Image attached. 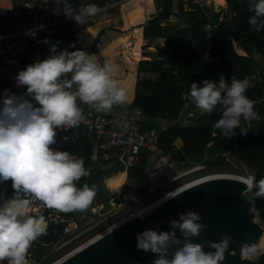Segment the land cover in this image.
I'll list each match as a JSON object with an SVG mask.
<instances>
[{
  "label": "clouds",
  "instance_id": "1",
  "mask_svg": "<svg viewBox=\"0 0 264 264\" xmlns=\"http://www.w3.org/2000/svg\"><path fill=\"white\" fill-rule=\"evenodd\" d=\"M248 8L254 13L249 19L252 30L261 32L264 0H248ZM62 10L80 25L102 11L95 4L82 6L75 15L70 4L63 5ZM51 52L49 58L19 72L16 86L25 89V95L5 91L0 99V183L11 181L13 189L10 198L0 197V262L7 264H28L26 257L32 243L47 233V220L34 214V202L62 213L83 212L96 195L95 185L77 187L76 182L90 175L84 160L52 147L57 142L58 129L76 128L85 120L78 101L103 114L128 102L127 88L115 78L119 65L113 60L100 63L96 55L82 50L58 53L55 46ZM251 87L247 78L233 75L229 82L222 74L218 82L204 81L203 87L192 83L188 96L200 116L219 110L220 118L213 124L212 134L219 130L231 138L236 129L247 134L241 127L242 119H261L255 102L246 95ZM242 183L248 192L256 189L254 197L264 199V178L256 181L246 177ZM176 196L173 192L168 198ZM201 221L195 211L179 214L178 220L170 222V232L146 230L138 234L137 248L156 254L153 264H223L233 238L225 235L219 242L194 243L206 229ZM206 245L213 251L206 252ZM261 253L264 236L258 243L240 247L242 258Z\"/></svg>",
  "mask_w": 264,
  "mask_h": 264
},
{
  "label": "trees",
  "instance_id": "2",
  "mask_svg": "<svg viewBox=\"0 0 264 264\" xmlns=\"http://www.w3.org/2000/svg\"><path fill=\"white\" fill-rule=\"evenodd\" d=\"M71 1L79 3L81 0ZM120 1L89 0L90 4L98 7L115 4L101 14L127 13L135 5L134 0ZM174 1L162 0L161 10L154 2H150L147 14L131 26H109L102 31L124 37L134 35L146 39H167L166 45L150 53L154 59L141 61L140 72L150 77L133 80L128 90L126 107L141 110L140 120L146 128L160 122L170 124L161 135L160 145L166 153H172L176 160L189 161V164L203 161L210 168L222 169L230 166V159H233L242 162L259 181L264 178V73H258L260 66L254 51L264 59V30H252L249 19L254 13L249 11L248 0H224V8L227 2L230 3L231 14L223 18L211 7L190 1L189 9H185V0H178V22L172 18ZM0 18L1 31H5L9 26L10 14L0 11ZM64 27L66 25L54 34L55 46L62 44V40L69 52L82 50L89 55L94 53V49L88 51L80 48L73 33ZM99 41L100 35L94 47L98 46ZM30 64L29 60L22 61L21 69L25 70ZM152 74L156 78L152 79ZM222 74L229 82L235 75L237 79H249L252 84L246 95L255 102V111L261 119L250 122L242 119L241 127L246 130V135L239 129L235 130L231 138L224 137L219 130L213 135V124L220 118L219 110L211 115L200 116L188 96L192 83L203 87L204 81L218 82ZM185 108L195 111L190 124L182 122ZM177 141L181 142L180 147H176ZM70 152L84 160L86 169L91 164L92 146L85 138L78 139ZM150 158V153L141 151L138 162L128 168V178L134 180V186L143 195L149 193L152 187ZM123 169L124 165L119 164L107 171ZM255 190L248 194L247 199L250 206L260 212L264 223V199L254 197ZM105 203L109 205L108 200ZM73 213H64L65 221L60 225H48L47 233L33 242L28 251L32 259H43L55 244L70 238V234L78 227V224L71 223ZM244 264H264V253L255 261L245 260Z\"/></svg>",
  "mask_w": 264,
  "mask_h": 264
},
{
  "label": "built area",
  "instance_id": "3",
  "mask_svg": "<svg viewBox=\"0 0 264 264\" xmlns=\"http://www.w3.org/2000/svg\"><path fill=\"white\" fill-rule=\"evenodd\" d=\"M65 4L71 5L72 14L75 15L81 11L82 6L89 5L90 2L89 0H81L79 3L71 0H0V11L10 14L9 26L5 31H1L0 18V99H3L5 91L10 95H25L22 88L16 86V79L22 71V61L29 60L34 64L53 55L51 48L55 41L53 36L55 29L69 22H75L63 12L62 6ZM114 5L100 7L102 11L97 15ZM147 77L150 76L144 72L138 75L139 80ZM151 78H156V75L152 74ZM78 104L83 109L85 120L76 128L58 129L57 142L52 146L54 149L71 153L70 150L76 141L85 138L91 144L93 153L110 156L115 161L122 162L126 168L134 166L138 162L141 151H146L151 154L150 193L157 189H169L164 196L179 188L181 185L175 184L181 179L208 169V165L203 161H193L190 164L189 161H178L172 153H166L163 150L160 139L170 127L168 122H160L146 128L140 120L142 112L138 108L132 113L119 110L103 114L97 113L79 101ZM185 110L184 119L195 117L194 110L187 108ZM254 178L256 180V177ZM249 193L251 192L245 191L244 196ZM33 209L34 214H40L46 218L48 225H60L65 221L64 213L46 209L39 202L33 203ZM151 211H147L144 215H149ZM252 211L260 216L258 210ZM130 214L123 219L124 222L129 220ZM86 232L87 230L81 231L73 237L58 242L53 246V251L63 250ZM26 259L30 264L31 254L28 253ZM0 264H7V261Z\"/></svg>",
  "mask_w": 264,
  "mask_h": 264
},
{
  "label": "water",
  "instance_id": "4",
  "mask_svg": "<svg viewBox=\"0 0 264 264\" xmlns=\"http://www.w3.org/2000/svg\"><path fill=\"white\" fill-rule=\"evenodd\" d=\"M243 191L247 190L242 181L229 175L195 185L167 200L159 212H152L143 220L124 222L60 264H153L156 254L138 250L137 235L146 230L170 232V222L188 211L198 212L206 225L194 243L219 242L223 236H231L234 243L223 264H244L245 259L235 253L244 243H253L262 227L251 221L250 203L241 195ZM177 237L180 238L178 230ZM204 250L213 251L207 245Z\"/></svg>",
  "mask_w": 264,
  "mask_h": 264
},
{
  "label": "rangeland",
  "instance_id": "5",
  "mask_svg": "<svg viewBox=\"0 0 264 264\" xmlns=\"http://www.w3.org/2000/svg\"><path fill=\"white\" fill-rule=\"evenodd\" d=\"M135 1V9H132L126 16L129 17L128 25L131 26L134 24L140 17L143 15L147 14V7L150 2H154L155 5L158 7L159 10L162 9V0H134ZM192 1L193 3L200 4L201 6L205 7H211L216 13H220L221 18H223L226 15L231 14V6L230 3L227 2V6L224 8V4L221 5V7H217L214 3V0H185L184 1V7L185 9H189V2ZM124 2V1H120ZM173 12L174 15L172 18L178 22L180 17V11L178 8V0L174 1V6H173ZM98 17V16H97ZM92 22V21H91ZM165 24V23H164ZM83 27H79V30L81 34L83 35L84 41L86 38L92 37L93 35V30H88V34L82 30ZM86 38H85V36ZM131 42L128 41H121L118 43L119 49L114 50L113 49V42L111 43H106L104 48L100 50L102 56L105 59H111L116 62L117 65L122 66L123 62L125 61V55L123 54L125 51L124 45L127 43H135V37L130 36L129 39ZM133 41V42H132ZM167 43L166 38H157V39H149L146 41V44L141 47V54H142V59L138 61L137 66L134 70H131L128 68L126 63H124V69L127 71V75L121 78H117L123 82V85L127 88V90L132 87L131 82H130V75L132 73H137L140 71V63L144 59L146 60V57H150V53H155L158 51L160 46H164ZM124 55V56H123ZM254 57L256 61L259 64L258 68V73L260 71L264 73V59L263 57L258 54L256 51H254ZM152 58V57H151ZM154 59V58H152ZM122 70V69H121ZM119 70V71H121ZM131 71V72H130ZM133 76L135 74H132ZM129 77V78H128ZM187 121V123H186ZM184 124H190L192 122V119H184L182 121ZM181 142L177 141L176 142V147H180ZM114 152V151H113ZM119 152V151H117ZM228 156V154H226ZM113 160V158H112ZM230 166H227L222 169H216V168H210L208 166V169L203 172H199L193 175H190L186 178L181 179L178 183L175 185H184V183H187L188 181L194 180L195 178L202 176L204 174H209V173H218V172H226V173H234V174H240L244 176H253V173L248 170V168L241 162L235 161L233 159H230ZM120 163L119 161H113V166L117 167ZM108 167H111V163L106 164L104 166L105 169ZM180 170V168H178ZM118 176L119 180H123L122 184L120 186H116L115 180H113V185H105L102 187V191L99 192L98 195H95L93 199V207L88 208L86 211L80 212L76 218L73 220L78 224L77 229L70 234V237L75 236L76 234H79L81 231L86 230L88 228H92L90 231L84 233L82 236L78 237L65 247L63 250L56 252V251H50V253L46 254L43 259L37 260L35 257L31 259L30 264H51L52 262L58 260L59 258H62L64 255H67L69 252H71L73 249H75L77 246L85 243L86 241L90 240L92 237L97 235L98 233L102 232L109 226L115 224L118 221H121L125 219L130 213H133L136 209L141 207V205H146L149 203H152L162 196H164L166 193H168L169 189H157L153 193H147L145 195L141 194V192L134 186V180L132 179H127V174L126 171H122L121 173H113V179ZM174 185V186H175ZM120 188V190H118ZM137 193V194H136ZM245 191H243V194ZM248 196V194H246ZM245 196V197H246ZM108 200L109 205L105 203V200ZM248 200V199H247ZM101 201V202H100ZM249 201V200H248ZM101 204V205H100ZM103 206V207H102ZM251 207V206H250ZM254 207H251V214L253 215L254 218H256V223L258 226L262 227V231H264V223L262 222L260 216L256 215L254 210ZM97 224V225H96ZM262 254V253H261ZM261 254H258L256 256L252 257H247V258H242L240 257L241 255H237L240 259H245V260H257Z\"/></svg>",
  "mask_w": 264,
  "mask_h": 264
},
{
  "label": "crops",
  "instance_id": "6",
  "mask_svg": "<svg viewBox=\"0 0 264 264\" xmlns=\"http://www.w3.org/2000/svg\"><path fill=\"white\" fill-rule=\"evenodd\" d=\"M132 9H135V5ZM132 9L129 10L127 13H112V14L96 15L92 18H89L88 22L85 25H80L76 21L75 22H69V23H67L69 25L65 24L66 27H64V29L66 31L70 30L73 33L75 40L77 41L80 48H82L83 50H88V51H91V50L93 51V49H94V51H93L94 53L91 55H96L97 60L100 63H103L105 58L102 56L100 50H102L105 47L104 45L106 43H108V42L112 43L113 42V49L117 50L120 47V46H118V43H120L122 40L131 42L128 39L130 36H134V35H129L128 37H124V36H117L116 34L111 35L108 32L102 33L103 29H105L106 27H109V26H113V27L127 26L128 25L127 23L129 21V17L126 16V14H128L130 11H132ZM65 25L57 27L55 29L54 34L59 32V30H61L60 28L65 26ZM80 26L83 27L82 30L84 32H86V34H88V30H93L94 36L86 38V36L84 35L86 39L83 41L82 38L84 39V37L81 34V32L78 31ZM54 34H53V36H54ZM99 35H100V41L98 43V46L94 47L96 39ZM134 37H135V42L137 41L138 38H140V37L143 38V40L145 41L143 43V46L146 44V41L149 40V39H146L142 36H134ZM61 42H62V44H60L59 46H57V45L55 46V44L53 45L57 48L58 53L61 51L67 50V48H66L67 45L62 40H61ZM146 60H152V58L146 57ZM113 61H114V59H113ZM124 63H125V61L123 62V64ZM123 64H121L122 66L119 65V70H121V69L122 70L116 74L115 78H121V77H124L125 75L128 74L126 70H123L124 69ZM139 73H141V72L140 71H138L137 73L131 72V75L129 76L130 77L129 80L131 82V85L133 84V80L138 79ZM132 74H135V75L133 76ZM22 91L25 93V89L22 88ZM119 110H123V111H127V112L132 113V112H134L135 108H127L126 104H125L122 106L114 107L111 112H116ZM74 155H76V154H74ZM76 157H77V155H76ZM90 157H91L90 158L91 164L87 167V170H90V175L85 177L84 179H81L80 181L76 182L77 187H82L85 183H87L90 187L95 185V192H96V195H98V193L102 191L103 186L113 185V183L111 182V181H113V173H121L122 171H126V174H127L126 180L128 179V168H126L123 163H120V164L124 165L123 170H118V171H114V172L111 170L110 172H108L107 170L112 169L114 167L113 161H115V160L114 159L112 160V157L107 156L103 153L95 154V153H93V151H92ZM109 163H111V167H108L107 169H105L104 166L106 164H109ZM92 171H94V172H92ZM12 195H13V189H12L11 181L0 183V197L10 198ZM0 203H2V200H0ZM92 207H93V205H90L89 208H92ZM79 213H80V211L74 212L73 216L70 218L72 225L77 224L73 219L76 218ZM92 228L86 229L87 232L90 231ZM52 250H53V248H52ZM31 259H32V256H31Z\"/></svg>",
  "mask_w": 264,
  "mask_h": 264
},
{
  "label": "bare ground",
  "instance_id": "7",
  "mask_svg": "<svg viewBox=\"0 0 264 264\" xmlns=\"http://www.w3.org/2000/svg\"><path fill=\"white\" fill-rule=\"evenodd\" d=\"M214 3L217 7H221V5L224 4V0H214ZM145 41L143 40V38H138L137 41L135 43H127L126 45H124L125 51H124V57H125V63L128 66V68H130L131 70H134L137 66L138 61H140L142 59V54H141V47L143 45ZM229 175L232 178H235L237 180L242 181V178H246V177H251V176H244V175H240V174H234V173H226V172H218V173H212V174H206L200 177L195 178L194 180L188 181L187 183H185L184 185L180 186L179 188H176L174 190H172L170 193L175 192L176 194H179L195 185L201 184V183H205V182H212L215 181L221 177L227 176ZM254 175V174H253ZM115 183L116 186H120V184H122L123 180H119L118 176L115 177ZM113 183V181H111ZM120 190V188L118 189ZM169 193V194H170ZM137 194V193H136ZM169 194H167L166 196H162L161 198H159L158 200L149 203L148 205H146L145 207L134 211L133 213H131L128 217L129 220L131 221H135L137 219H141L143 220L146 216L144 215L147 211L152 210L151 212H159V208L170 198ZM241 195H244L243 192L241 193ZM101 202V201H100ZM101 205V204H100ZM142 206V205H141ZM103 207V206H102ZM251 221L253 223H256V218H251ZM122 224H124V221H118L115 224L109 226L108 228H106L105 230H103L102 232L98 233L97 235H95L94 237H92L90 240L86 241L85 243L77 246L75 249H73L71 252H69L67 255H64L62 258H59L58 260L52 262L51 264H60L62 263L64 260H66L67 258H69L70 256H72L73 254H75L76 252L84 249L85 247H87L88 245H90L91 243H93L94 241L98 240L99 238H101L102 236L108 234V232L110 230H115L116 228H118L119 226H121ZM264 236V231H261L257 238H255L254 242H259L260 238ZM240 252L235 253V255H239ZM241 257V256H240Z\"/></svg>",
  "mask_w": 264,
  "mask_h": 264
}]
</instances>
